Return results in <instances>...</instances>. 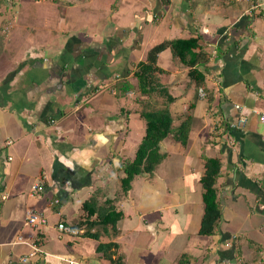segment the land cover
Here are the masks:
<instances>
[{
    "label": "crops",
    "instance_id": "obj_1",
    "mask_svg": "<svg viewBox=\"0 0 264 264\" xmlns=\"http://www.w3.org/2000/svg\"><path fill=\"white\" fill-rule=\"evenodd\" d=\"M0 3V264H179L183 255L189 264H238L249 259L244 240L264 257V3ZM197 37L209 56L196 68L203 85L171 49L157 63L175 99L168 105L173 127L193 117L188 143L168 136L164 160L124 194L120 168L145 136L141 111L150 99L139 90L137 65L156 44ZM241 117L247 125L232 128ZM204 156L222 163V218L213 236L199 234ZM34 185L43 189L31 196ZM91 199L99 209L115 199L123 212L117 233L97 226L93 238L86 226L74 228L89 219L83 205ZM31 213L46 224L29 227ZM236 234L246 238L231 241ZM19 236L39 248L27 263L21 260L32 248L16 244Z\"/></svg>",
    "mask_w": 264,
    "mask_h": 264
},
{
    "label": "trees",
    "instance_id": "obj_2",
    "mask_svg": "<svg viewBox=\"0 0 264 264\" xmlns=\"http://www.w3.org/2000/svg\"><path fill=\"white\" fill-rule=\"evenodd\" d=\"M258 17H263L262 10ZM199 38L200 37L188 40L177 39L157 44L149 50L145 62H140L137 65L135 77L139 82V90L142 94L150 98L147 100L149 104L147 107L152 105L154 96H160V98L165 100V103L162 108L151 106L149 109H143L141 111V117L146 123L145 136L136 150L135 158L132 161H127L120 168V171L124 173V177L121 179V186L124 194L130 191L136 176L141 174H152L157 166L164 160V155L160 152V145L168 136L173 135L176 141L181 142L184 146L188 143L193 117L190 115L178 128L175 129L173 127V117L168 105L173 103L175 99L159 81V76L164 74L165 71L160 69L157 63L159 55L165 50L171 49L175 58L180 59L182 63L192 68L189 73L190 78L196 80L197 85H203L205 80L204 76L198 72L196 68L198 65L207 63L209 56L202 50L199 44ZM198 49L199 51L196 52ZM194 106L195 104H192L190 110H193ZM204 161L206 171L201 178V183L203 186V201L205 208L199 234L200 236H213L222 218L217 190V183L221 176L222 163L219 158H209L206 156H204ZM258 187L260 195H263L259 196V198L264 197V180ZM114 200L115 199H107L100 209L95 199L86 202L83 205V209L87 212L89 219L86 223L82 222L80 226H75L74 228L86 226V235H91L93 238L99 237V233L95 229L97 226L103 228L111 227L112 230L117 233V225L123 218V212L115 207ZM97 213H99V215H97L98 219L90 222V218ZM92 230H94L93 234H91ZM111 246L113 245H110L109 248ZM114 246L117 245L114 244ZM105 247L108 248L106 245H100L99 250L104 251ZM179 264H189L186 255L181 257Z\"/></svg>",
    "mask_w": 264,
    "mask_h": 264
},
{
    "label": "built area",
    "instance_id": "obj_3",
    "mask_svg": "<svg viewBox=\"0 0 264 264\" xmlns=\"http://www.w3.org/2000/svg\"><path fill=\"white\" fill-rule=\"evenodd\" d=\"M203 93V92H202ZM239 108V107H238ZM255 114H259V112L257 110H254ZM262 121H264V115L261 116ZM247 125V119L245 117H241L240 119H238L237 122L233 123L231 125L232 128H236V127H245ZM43 187L39 186V185H34L32 187L31 190V196H35L40 190H42ZM46 224V219L44 218L43 215L39 214V213H31L28 215L27 218V225L31 228H37V227H41L42 225ZM59 229L61 231H68V232H72L71 230L67 229L64 224H60L59 225ZM31 237H29L28 239H25L23 236H19L17 238V243L16 244H25V245H29L32 248V253L29 254L27 257L22 258V262L23 263H27L30 258H33L37 255V253L39 252V248L35 245V244H31Z\"/></svg>",
    "mask_w": 264,
    "mask_h": 264
},
{
    "label": "rangeland",
    "instance_id": "obj_4",
    "mask_svg": "<svg viewBox=\"0 0 264 264\" xmlns=\"http://www.w3.org/2000/svg\"><path fill=\"white\" fill-rule=\"evenodd\" d=\"M229 1V0H228ZM245 1H247V0H245ZM262 3H264V0H260ZM174 32V31H173ZM157 43V42H156ZM157 45V44H156ZM155 46V45H154ZM154 46H152V48L154 47ZM169 53V57H170V59H172V54H171V52H168ZM172 62V61H171ZM173 63V62H172ZM162 65H164L163 63H162ZM165 101V100H164ZM154 103V104H153ZM152 104L153 105H151L152 107H156V108H162L163 107V105H164V103H162L161 104V101L159 102V103H157L156 104V100H155V102L154 101H152ZM166 105V104H165ZM150 106V107H151ZM150 107H147V108H145V109H149ZM262 115H264V114H262ZM141 121V120H140ZM261 121H262V119H261ZM183 121L181 120V123H182ZM141 123V122H140ZM143 123V122H142ZM180 123V121H178V126L181 124ZM263 233V232H262ZM237 238H238V240L239 241H241V240H244L246 237L245 236H243L242 237V239H241V236H238V234H236V235H234V236H232L231 237V241H234V242H236V240H237ZM231 241H229L228 243H226V247H229L230 246V242ZM244 249H245V251L246 252H248V258L249 259H246V258H243L242 259V261L240 262V263H238V264H252V263H254V262H257V261H259V263L260 264H264V257L262 258V255L263 254H260L259 253V250L261 251V249L258 247V246H254V245H250V247H253L252 248V251L251 252H249L247 249H246V246H247V244H246V242H248V241H246V240H244ZM231 243H233V242H231Z\"/></svg>",
    "mask_w": 264,
    "mask_h": 264
},
{
    "label": "bare ground",
    "instance_id": "obj_5",
    "mask_svg": "<svg viewBox=\"0 0 264 264\" xmlns=\"http://www.w3.org/2000/svg\"><path fill=\"white\" fill-rule=\"evenodd\" d=\"M65 226V225H64ZM66 227V226H65Z\"/></svg>",
    "mask_w": 264,
    "mask_h": 264
}]
</instances>
